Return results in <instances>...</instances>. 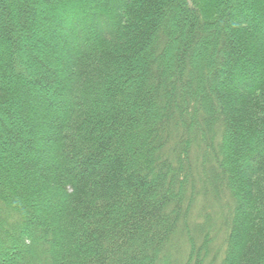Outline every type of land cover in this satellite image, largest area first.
<instances>
[{"label":"trees","instance_id":"obj_1","mask_svg":"<svg viewBox=\"0 0 264 264\" xmlns=\"http://www.w3.org/2000/svg\"><path fill=\"white\" fill-rule=\"evenodd\" d=\"M0 264H264V0H0Z\"/></svg>","mask_w":264,"mask_h":264}]
</instances>
